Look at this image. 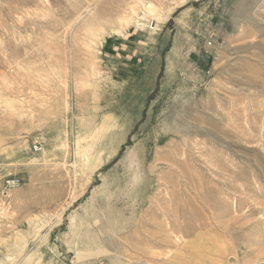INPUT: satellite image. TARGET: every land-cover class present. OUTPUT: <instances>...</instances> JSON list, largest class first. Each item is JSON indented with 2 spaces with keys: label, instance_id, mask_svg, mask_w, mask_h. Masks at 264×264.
I'll return each instance as SVG.
<instances>
[{
  "label": "rangeland",
  "instance_id": "1",
  "mask_svg": "<svg viewBox=\"0 0 264 264\" xmlns=\"http://www.w3.org/2000/svg\"><path fill=\"white\" fill-rule=\"evenodd\" d=\"M0 264H264V0H0Z\"/></svg>",
  "mask_w": 264,
  "mask_h": 264
},
{
  "label": "built area",
  "instance_id": "2",
  "mask_svg": "<svg viewBox=\"0 0 264 264\" xmlns=\"http://www.w3.org/2000/svg\"><path fill=\"white\" fill-rule=\"evenodd\" d=\"M150 26H153V23L150 24ZM38 146H34V150H38ZM7 191H14V190H18V188H20V181L17 179V180H10V181H7L5 186Z\"/></svg>",
  "mask_w": 264,
  "mask_h": 264
}]
</instances>
